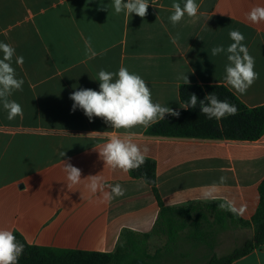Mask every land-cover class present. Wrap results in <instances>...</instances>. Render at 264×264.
Listing matches in <instances>:
<instances>
[{
  "label": "crops",
  "instance_id": "obj_1",
  "mask_svg": "<svg viewBox=\"0 0 264 264\" xmlns=\"http://www.w3.org/2000/svg\"><path fill=\"white\" fill-rule=\"evenodd\" d=\"M195 2L197 15L185 14L173 26L172 5L183 7L185 0H148L144 18L116 14L112 0H0V42L23 57L22 65L14 57L12 66L24 80L9 98L23 115L8 120L0 104V228L32 246L102 253L115 250L125 229L150 233L160 212L152 187L129 172L104 169L94 150L110 134H132L141 149L147 147L164 206L223 200L242 218L254 216L264 180V135L257 141L156 137L146 134L148 127L116 130L99 117L90 122L82 109L71 111V93L99 91L98 72L122 66L145 80L154 103L175 111L184 109L182 85H222L246 106H264V22L245 18L264 0ZM232 30L244 35L258 73L245 94L225 81L226 53L211 55L213 47L233 42ZM182 74L190 84H183ZM62 161L79 168L81 179L101 173L125 194L101 202L83 184L70 191ZM213 185L214 198L205 200ZM233 264H264V247Z\"/></svg>",
  "mask_w": 264,
  "mask_h": 264
},
{
  "label": "clouds",
  "instance_id": "obj_2",
  "mask_svg": "<svg viewBox=\"0 0 264 264\" xmlns=\"http://www.w3.org/2000/svg\"><path fill=\"white\" fill-rule=\"evenodd\" d=\"M112 6L116 14L124 12L126 15L135 14L141 18L147 15L148 0H112ZM108 9V6H105ZM173 14L169 17L173 26L179 23L187 14L195 17L199 10V5L195 0H185L183 7L180 3L172 5ZM245 18L253 23L264 22V6H254L245 14ZM179 34L172 38L176 43ZM233 41L226 49L224 46H216L211 49V55L217 56L226 53L228 63L225 65V81L236 92L245 94L258 78V73L254 70L255 60L249 54L248 48L242 43L244 35L238 30L229 33ZM0 104L7 111L8 120H14L17 116L23 115V109L19 103L9 99L14 91L22 90L23 79H18L15 68L12 66L13 58L18 65L23 64V57L15 56V49L0 42ZM180 79L183 84H190L186 74H182ZM99 81V91L93 89H80L70 94V99L74 102L71 111L77 108L82 109L84 115L91 122L93 117L102 118L112 129L129 130L137 126L149 127L165 119V115L179 117L180 113L167 106L154 103L152 94L144 79L139 75L130 73L126 67H120L118 72H108L100 70L97 79ZM198 98L195 94L190 96L188 102L181 107L184 109L195 108ZM200 112L209 119L220 120L226 116L236 115L238 109L235 105L226 100H219L216 95L208 94L204 100L199 101ZM99 158L104 162V169L112 171L120 170L124 173L133 169H138L145 163L147 147H141L134 142L132 134L117 135L110 134L107 141L97 147ZM65 152L60 156L64 157ZM62 171L65 174L67 188L71 191L78 185L83 184L84 188L92 195L99 193L101 202H110L114 197L123 196L125 190L121 185H111L106 182L105 177L100 173L89 175L81 179V170L71 163L62 161ZM226 177H220V184H224ZM217 186L213 185L203 193L205 200L214 198ZM222 210L235 212L230 201L220 203ZM24 245L17 242L13 232L6 228H0V264H18V258L22 255Z\"/></svg>",
  "mask_w": 264,
  "mask_h": 264
},
{
  "label": "trees",
  "instance_id": "obj_3",
  "mask_svg": "<svg viewBox=\"0 0 264 264\" xmlns=\"http://www.w3.org/2000/svg\"><path fill=\"white\" fill-rule=\"evenodd\" d=\"M211 93L235 105L237 114L216 120L201 113L199 101ZM192 94L198 98L197 107L176 110L179 117L166 114L164 120L149 126L146 134L234 141H257L264 135V106L250 108L222 85H182L181 103L188 102ZM129 174L151 186L159 202L160 212L150 233L125 229L110 253L32 246L21 234L15 233L17 242L24 245L18 264H182L188 257L198 259L203 247L210 251L204 255L207 264H233L264 247V180L259 187V207L254 216L246 220L236 211L222 210L219 204L224 203L223 200L164 206L157 189V165L153 159L145 158V163ZM230 226L253 228L254 235L232 252L218 255L214 252L217 238ZM153 238L163 241L154 251L151 250Z\"/></svg>",
  "mask_w": 264,
  "mask_h": 264
},
{
  "label": "rangeland",
  "instance_id": "obj_4",
  "mask_svg": "<svg viewBox=\"0 0 264 264\" xmlns=\"http://www.w3.org/2000/svg\"><path fill=\"white\" fill-rule=\"evenodd\" d=\"M254 235L253 228H241L237 226H230L226 231L222 232L218 238L214 252L218 255H224L232 252L235 248L240 247L243 243L251 239ZM163 244L162 240L153 238L151 240V250L160 247ZM198 259L189 258L182 264H207L205 254L210 253L209 249L203 247L201 249Z\"/></svg>",
  "mask_w": 264,
  "mask_h": 264
}]
</instances>
